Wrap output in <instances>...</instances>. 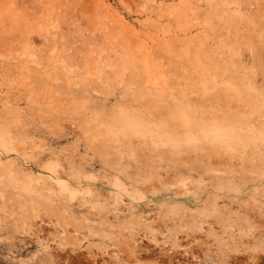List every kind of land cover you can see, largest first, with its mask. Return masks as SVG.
<instances>
[{
    "label": "rangeland",
    "instance_id": "374dc122",
    "mask_svg": "<svg viewBox=\"0 0 264 264\" xmlns=\"http://www.w3.org/2000/svg\"><path fill=\"white\" fill-rule=\"evenodd\" d=\"M0 264H264V0H0Z\"/></svg>",
    "mask_w": 264,
    "mask_h": 264
}]
</instances>
